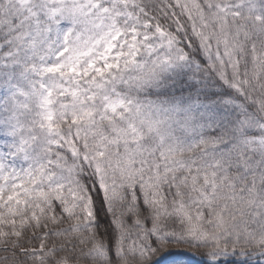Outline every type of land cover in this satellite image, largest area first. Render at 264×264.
<instances>
[{
	"label": "snow or ice",
	"instance_id": "6c2138e0",
	"mask_svg": "<svg viewBox=\"0 0 264 264\" xmlns=\"http://www.w3.org/2000/svg\"><path fill=\"white\" fill-rule=\"evenodd\" d=\"M0 264H264V0H0Z\"/></svg>",
	"mask_w": 264,
	"mask_h": 264
}]
</instances>
